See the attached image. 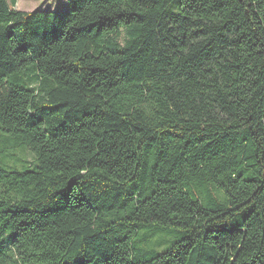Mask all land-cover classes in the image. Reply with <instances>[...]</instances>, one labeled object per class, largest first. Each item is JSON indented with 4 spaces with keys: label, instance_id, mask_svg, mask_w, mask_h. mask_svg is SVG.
Returning a JSON list of instances; mask_svg holds the SVG:
<instances>
[{
    "label": "trees",
    "instance_id": "1",
    "mask_svg": "<svg viewBox=\"0 0 264 264\" xmlns=\"http://www.w3.org/2000/svg\"><path fill=\"white\" fill-rule=\"evenodd\" d=\"M0 0V264H264V0Z\"/></svg>",
    "mask_w": 264,
    "mask_h": 264
},
{
    "label": "rangeland",
    "instance_id": "2",
    "mask_svg": "<svg viewBox=\"0 0 264 264\" xmlns=\"http://www.w3.org/2000/svg\"><path fill=\"white\" fill-rule=\"evenodd\" d=\"M11 2V0H8ZM15 8L23 11H32L35 9H67V0H17Z\"/></svg>",
    "mask_w": 264,
    "mask_h": 264
}]
</instances>
